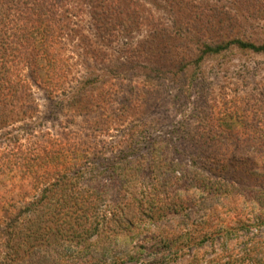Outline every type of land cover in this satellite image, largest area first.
I'll use <instances>...</instances> for the list:
<instances>
[{"label":"rangeland","instance_id":"obj_1","mask_svg":"<svg viewBox=\"0 0 264 264\" xmlns=\"http://www.w3.org/2000/svg\"><path fill=\"white\" fill-rule=\"evenodd\" d=\"M23 2H15L20 10L8 3L17 24L12 32L0 26V41L11 42L0 53H15L8 58L11 68L32 60L41 45L61 57L63 87L75 88L80 104L68 106V96L58 95L55 107L34 87L36 112L27 119L35 135H56L89 152V162L80 164L88 169L77 183L100 191L101 211L139 215L135 208L144 207L141 196L153 184L157 156L184 167L194 159L200 166L197 157L212 148L237 145L262 161L264 52L236 41L264 44V0H47L36 13ZM32 27H40V34ZM85 80L90 82L79 90L77 83ZM190 213L185 209L158 220L156 228L103 239L111 244L120 237L116 255L135 253L148 262L152 255L139 248L149 232L189 230L199 215L187 220ZM218 241L182 247L177 263L197 254L208 258ZM160 251L158 256L168 252ZM125 256L120 264H138Z\"/></svg>","mask_w":264,"mask_h":264},{"label":"trees","instance_id":"obj_2","mask_svg":"<svg viewBox=\"0 0 264 264\" xmlns=\"http://www.w3.org/2000/svg\"><path fill=\"white\" fill-rule=\"evenodd\" d=\"M17 1L0 0V26L10 32L17 23L8 3L21 8ZM23 3L36 13L47 0ZM31 30L40 34V27ZM0 42L1 48H11V42ZM236 44L264 52V44ZM52 49L41 45L21 68L7 67L15 53H0V264H120L124 255L137 263L135 253L116 255L120 237L112 241V248L103 237L133 228L140 232L145 226L156 228L158 220L185 209L192 211L187 220L198 211V221L191 220L186 231L149 232L152 236L145 242L150 244L144 242L139 250L152 258L138 264H179L176 258L182 247L197 249L205 242L212 247L216 239L217 252L213 247L208 258L193 255L187 264H264V157L255 161L249 147L212 148L197 157L200 166L194 159L184 167L157 156V174L153 184L144 188L139 204L144 209L135 208L139 215L130 209L100 210V191L77 183L88 169V164H80L89 162V152L56 135H35L27 119L36 112L34 87L43 90L55 107L60 103L53 101L58 95L68 96V106L80 104L73 98L75 88L64 89L61 57ZM89 82L80 81L77 88L83 90ZM17 122L23 125L13 126ZM174 184L176 190L171 189ZM163 248L168 252L158 256Z\"/></svg>","mask_w":264,"mask_h":264}]
</instances>
